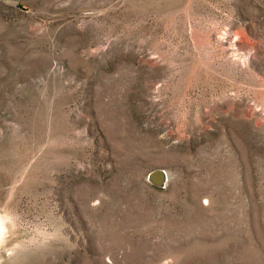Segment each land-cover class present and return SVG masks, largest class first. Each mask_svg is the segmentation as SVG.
Listing matches in <instances>:
<instances>
[{
  "label": "rangeland",
  "instance_id": "374dc122",
  "mask_svg": "<svg viewBox=\"0 0 264 264\" xmlns=\"http://www.w3.org/2000/svg\"><path fill=\"white\" fill-rule=\"evenodd\" d=\"M0 226V264H264V0H0Z\"/></svg>",
  "mask_w": 264,
  "mask_h": 264
},
{
  "label": "water",
  "instance_id": "95a60500",
  "mask_svg": "<svg viewBox=\"0 0 264 264\" xmlns=\"http://www.w3.org/2000/svg\"><path fill=\"white\" fill-rule=\"evenodd\" d=\"M149 179L152 183H154L157 186H161L164 184V181L166 180V175L164 173V170L161 168H155L149 172Z\"/></svg>",
  "mask_w": 264,
  "mask_h": 264
},
{
  "label": "bare ground",
  "instance_id": "6f19581e",
  "mask_svg": "<svg viewBox=\"0 0 264 264\" xmlns=\"http://www.w3.org/2000/svg\"><path fill=\"white\" fill-rule=\"evenodd\" d=\"M165 175H166V178H167V173L164 171ZM2 233V229H1V226H0V235Z\"/></svg>",
  "mask_w": 264,
  "mask_h": 264
}]
</instances>
